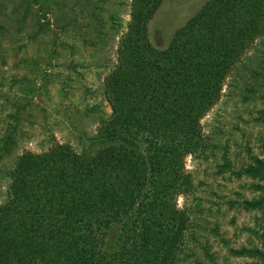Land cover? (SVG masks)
I'll list each match as a JSON object with an SVG mask.
<instances>
[{
    "label": "trees",
    "instance_id": "trees-1",
    "mask_svg": "<svg viewBox=\"0 0 264 264\" xmlns=\"http://www.w3.org/2000/svg\"><path fill=\"white\" fill-rule=\"evenodd\" d=\"M162 1L133 0L105 79L110 114L98 116L93 147L24 151L0 172V264H184L190 222L174 200L183 159L205 157L199 120L253 42L264 40V0H208L156 50L147 24ZM14 130L3 141L6 157ZM249 160L233 174L255 179L261 194L240 205L263 211L264 158ZM232 253L264 264L256 249Z\"/></svg>",
    "mask_w": 264,
    "mask_h": 264
},
{
    "label": "rangeland",
    "instance_id": "rangeland-1",
    "mask_svg": "<svg viewBox=\"0 0 264 264\" xmlns=\"http://www.w3.org/2000/svg\"><path fill=\"white\" fill-rule=\"evenodd\" d=\"M207 1L163 0L147 24L150 45L164 49L172 33ZM132 3L0 0V172L24 151L39 154L62 143L76 152L93 147L89 140L98 116L110 114L104 84L117 63V43L127 30ZM262 41L245 52L199 120L209 143L205 157L183 159L184 179L174 200L190 222L184 264H262L232 253L256 249L264 257V210L240 205L261 194L254 189L257 181L233 174L251 156L264 158V100L259 98L264 81L249 78L253 69L264 74ZM252 83L255 93L243 100ZM12 127L14 144L6 157L3 141ZM3 190L0 180V202Z\"/></svg>",
    "mask_w": 264,
    "mask_h": 264
}]
</instances>
